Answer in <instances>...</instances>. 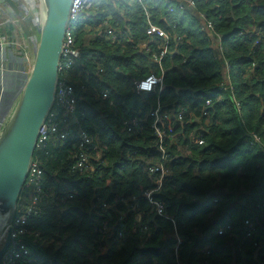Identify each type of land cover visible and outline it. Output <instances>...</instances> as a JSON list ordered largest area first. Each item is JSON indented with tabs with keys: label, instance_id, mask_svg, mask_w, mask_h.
Instances as JSON below:
<instances>
[{
	"label": "trees",
	"instance_id": "1",
	"mask_svg": "<svg viewBox=\"0 0 264 264\" xmlns=\"http://www.w3.org/2000/svg\"><path fill=\"white\" fill-rule=\"evenodd\" d=\"M181 1L100 0L73 31L78 56L60 76L74 89L78 121L54 107L48 123L70 138L35 154L41 195L32 204L36 187L28 180L16 217L25 215L21 239L30 262L19 264H176L175 255L182 264H264V0H194L191 11ZM145 11L169 34L159 63L164 42L146 35ZM199 16L222 37L219 45ZM162 75V90H136ZM158 108L161 117L183 113L163 123L174 138L163 142L167 175L153 193L173 224L142 198L155 187L151 169L160 163L151 127ZM132 121L138 132L126 130ZM80 132L92 139L89 172L73 169ZM248 218L251 241L242 224ZM228 223L231 230L217 236Z\"/></svg>",
	"mask_w": 264,
	"mask_h": 264
},
{
	"label": "water",
	"instance_id": "2",
	"mask_svg": "<svg viewBox=\"0 0 264 264\" xmlns=\"http://www.w3.org/2000/svg\"><path fill=\"white\" fill-rule=\"evenodd\" d=\"M37 1L40 30L32 65L10 107H5L2 101L0 115V225L7 226L5 241L0 247V264L10 245L8 226L16 217L38 139L55 107L63 44L73 3V0ZM0 2L12 15L20 17L22 9L16 0ZM182 6L191 11L185 2Z\"/></svg>",
	"mask_w": 264,
	"mask_h": 264
},
{
	"label": "built area",
	"instance_id": "3",
	"mask_svg": "<svg viewBox=\"0 0 264 264\" xmlns=\"http://www.w3.org/2000/svg\"><path fill=\"white\" fill-rule=\"evenodd\" d=\"M98 1L99 0H73L71 12H70V20L67 27L65 41L63 44L61 71L63 67L68 68L70 65L74 64L73 59L77 58L78 53L76 52V50L72 48L74 42L73 31L83 23V21L86 18L87 12H90L98 7L99 5ZM136 1L138 3H142L144 0H136ZM182 2H185V4H187L189 7H194V0H183ZM145 15L148 25L146 30L147 36L157 38L164 42V48L160 52V55L155 57V59L159 63L162 60V58L168 54L167 45L170 41L169 34L164 32L162 29L154 26L150 21V16L148 13H146ZM245 34H248V32L245 31L240 33L239 35H245ZM107 35L110 41H115L117 39V37L114 35V33L111 30H107ZM13 45H14L13 43H10L5 39H0V52H2V54L0 53L1 62L7 61V57L3 55V52H7L12 57L17 56V54L12 52ZM146 45L147 44L145 43L140 47L144 48L146 47ZM26 59L31 68L32 60L30 57L28 58V54ZM2 70L3 69L0 68V71ZM28 72L29 69L27 70L26 74H28ZM162 79H163V75L162 77L149 76L146 79L142 80L141 82L137 83L136 90L142 93L153 92L157 87L159 88V90H162L163 87ZM5 91H6L5 79L3 78V76H0V115L3 111L2 101ZM108 96H109L108 91H104L101 93V97L103 99H107ZM208 103L209 102H207V104ZM56 106L63 107L66 110V113L70 121H74V122L78 121L76 118V102L74 96V89L71 86H67L64 83V81L61 79V76L59 78L58 87L56 91L55 107ZM110 106H112V103H110ZM53 117H54V113L52 112L49 117V120ZM153 117H154V122L151 127L153 129L155 137L157 138V142H159L157 152L160 154L159 156L160 163L151 169V176L155 179V187L151 190L144 192L142 198L147 200L149 204L155 209L156 215L158 217L167 220L173 224L174 223L173 220L164 214L162 205L156 202L155 200H153V193L158 192L161 189L163 178H165L167 175V170L163 165V163L168 160V155L163 148V142L166 140H172L174 138L172 135L169 134L170 132H172L173 127L171 125H167L166 128H164L163 123L169 121L170 119L181 121L183 119V113L178 111L176 115L167 114L161 117L159 116V108H158L153 114ZM48 122L43 127L40 137L38 139V146L36 149L37 151L42 145H44L48 141H53L54 143L61 145L65 143L67 144L70 138L69 133L67 131L66 132L61 131L57 123H48ZM125 126H128L126 127V130L129 132L131 131L138 132V130H136L138 126L137 121H132L130 124L125 123ZM255 142L257 143L258 139L254 138V143ZM91 143H92V139L88 137L86 133L84 132L79 133L78 146H77L79 149V154L77 155L76 164L73 167L74 170H77L79 172H89L94 169L92 165L93 158L91 155H89V153L87 154V151L89 152L88 148L91 145ZM41 176H42V172L39 170L37 164L33 162L28 178L29 182L36 187L32 204H34L38 199V197H40L41 195ZM130 200L135 202L137 198L132 196L130 197ZM102 207L105 209L110 208L105 203L102 204ZM29 213H30V209L28 210V212H26V215ZM24 220H25V215H20L19 217L17 216L15 217L13 223L10 226H8V228H10V245L8 247L6 255L3 258V264H19L20 262H24V263L30 262L28 258L30 256L28 249L26 248V245L23 243V240L21 239V237L24 236L25 234V229L22 226ZM242 224L244 228L245 238L251 241L255 235L254 234L255 226L252 223V220L248 218L244 222H242ZM6 230H5V234H6ZM230 230H231L230 226H226L225 228H220L217 230L216 235L223 236L225 233H227ZM103 231H108V229H106V225L104 226ZM174 238H176L177 240V247H178L181 242L179 241L176 233H174ZM4 241H5V235L4 238H0V247L3 245ZM254 246H256V244H254ZM197 252L204 255L209 254L208 250L205 248L197 250ZM175 258L177 259L176 264H182V262H180V260L178 259L177 255H175Z\"/></svg>",
	"mask_w": 264,
	"mask_h": 264
},
{
	"label": "rangeland",
	"instance_id": "4",
	"mask_svg": "<svg viewBox=\"0 0 264 264\" xmlns=\"http://www.w3.org/2000/svg\"><path fill=\"white\" fill-rule=\"evenodd\" d=\"M17 2H18V5L20 6V8L22 9V13H21L20 17H17L18 20L13 19L15 17L9 12V10H5L4 9L5 7L0 2V34L3 35L5 40L14 44L12 46V52L17 54L18 58L16 56V59L23 60V59L27 58V53H26L27 44H29V42L31 43L30 34H29V29H30L29 25H30L31 19H33L34 16L36 18L38 10H39V6L36 4L35 0H17ZM145 13H147V11H145ZM232 19L234 20L235 17H232ZM29 20H30V22H28ZM22 26L27 27L28 35L25 34ZM7 29L9 30V35L6 34ZM28 66H29L28 61H26V62L22 61L20 63V66H19V70H11V71H17V72H21L24 74L26 72L24 70H22L21 67H24V69H25V67H27V70H28ZM222 66L224 67V65H222ZM1 123H2V121L0 119V125H1ZM239 190H240V188H239ZM112 212H115V209H113ZM115 213L118 214L117 212H115ZM120 216H122V215L120 214ZM118 218H120V217H118ZM0 230H1V226H0ZM100 238H101V240H102V238L104 240H106V235L100 236ZM107 250L101 251V248H100L99 254L103 255V254H105V252ZM201 255H204V254H201ZM204 256H206V255H204ZM263 261H264V259H263Z\"/></svg>",
	"mask_w": 264,
	"mask_h": 264
},
{
	"label": "crops",
	"instance_id": "5",
	"mask_svg": "<svg viewBox=\"0 0 264 264\" xmlns=\"http://www.w3.org/2000/svg\"><path fill=\"white\" fill-rule=\"evenodd\" d=\"M35 1H36V4L38 5L37 0H35ZM98 2H99L98 3L99 4L98 7H99L100 6V0ZM4 9L7 10L6 8H4ZM96 9H94V10H96ZM87 14H86V18L83 21V23L87 22L86 21L87 20ZM15 18L17 19V17H15ZM15 18H13V19H15ZM39 19H40V17H39V10H38L36 18L34 16V18L31 19V22H30V20L28 21V22H30L29 34H30L31 43L29 42V44H27L26 53L28 54V58L30 57L31 60L33 59L34 47H35V45L39 39V30H40ZM109 30H112V29H109ZM7 35H9V34H7ZM124 37L130 38V36H128L127 34H124ZM0 39H4L3 35H1V34H0ZM0 53L2 54V52H0ZM3 55L7 57V61L1 62V60H0V68L3 69L2 71H0V76H3V78L5 79L6 91H5V94L3 97V103H4L5 107L8 108L13 103L14 98L16 97L21 85L23 84L24 79L26 78L27 72H26V68L24 69V67H21V69L26 72L24 74L21 72H17V71H11V70H19V66H20V63L22 62V60L16 59V56L15 57L10 56V54H8L7 52H3ZM17 58H18V56H17ZM107 249H108L107 244L104 243L102 248H101V251H104Z\"/></svg>",
	"mask_w": 264,
	"mask_h": 264
},
{
	"label": "clouds",
	"instance_id": "6",
	"mask_svg": "<svg viewBox=\"0 0 264 264\" xmlns=\"http://www.w3.org/2000/svg\"><path fill=\"white\" fill-rule=\"evenodd\" d=\"M145 1V0H144ZM16 2H17V0H16ZM18 3V2H17ZM187 5V4H186ZM181 6H182V1H181ZM183 7V6H182ZM187 7H189L188 5H187ZM184 8V7H183ZM189 8H192V7H189ZM199 19L203 22V26H204V31H205V33L206 34H208L210 37H212L213 36V38H214V45L216 44V40H218V45H219V42L222 40V37H220V36H218L215 32H214V30H213V28H212V26L208 23V21L204 18V17H202V16H199ZM210 25V27H209V25ZM240 33H242V32H239L238 33V36L239 37H242L243 35H239ZM147 35V34H146ZM216 38V39H215ZM157 39V38H156ZM211 39V38H210ZM159 40V39H158ZM224 68H227V63L225 62L224 64ZM149 93V92H148ZM207 102H210L208 99H206L205 100V103L207 104ZM231 225V223H228V224H225V226L223 225L222 227H220V228H225L226 226H230ZM219 228V229H220ZM201 249H203V248H201ZM206 249V248H205ZM197 250H200V249H196V252H197ZM208 250V249H207ZM198 253V252H197Z\"/></svg>",
	"mask_w": 264,
	"mask_h": 264
},
{
	"label": "bare ground",
	"instance_id": "7",
	"mask_svg": "<svg viewBox=\"0 0 264 264\" xmlns=\"http://www.w3.org/2000/svg\"><path fill=\"white\" fill-rule=\"evenodd\" d=\"M29 69H30V67H29ZM0 226H1L0 233L2 232L1 235H0V238H4L5 230H6L7 226L5 228H2L3 225H0Z\"/></svg>",
	"mask_w": 264,
	"mask_h": 264
}]
</instances>
